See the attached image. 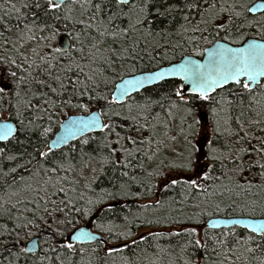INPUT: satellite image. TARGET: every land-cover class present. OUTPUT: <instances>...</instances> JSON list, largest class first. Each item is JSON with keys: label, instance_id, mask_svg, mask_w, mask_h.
Here are the masks:
<instances>
[{"label": "snow or ice", "instance_id": "1", "mask_svg": "<svg viewBox=\"0 0 264 264\" xmlns=\"http://www.w3.org/2000/svg\"><path fill=\"white\" fill-rule=\"evenodd\" d=\"M0 264H264V0H0Z\"/></svg>", "mask_w": 264, "mask_h": 264}, {"label": "trees", "instance_id": "2", "mask_svg": "<svg viewBox=\"0 0 264 264\" xmlns=\"http://www.w3.org/2000/svg\"><path fill=\"white\" fill-rule=\"evenodd\" d=\"M179 59V57H177V60ZM133 210H134V208H133Z\"/></svg>", "mask_w": 264, "mask_h": 264}]
</instances>
